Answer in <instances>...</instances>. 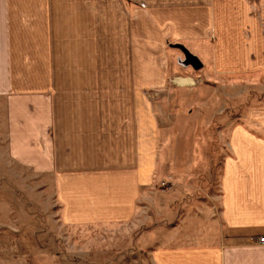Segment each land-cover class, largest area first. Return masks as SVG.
<instances>
[{"label":"crops","instance_id":"crops-1","mask_svg":"<svg viewBox=\"0 0 264 264\" xmlns=\"http://www.w3.org/2000/svg\"><path fill=\"white\" fill-rule=\"evenodd\" d=\"M178 44L203 66L212 51L220 73L264 77V0H0L10 160L52 176L65 225L132 228L122 262L264 264V111L230 130L215 203L156 187L149 92L165 89Z\"/></svg>","mask_w":264,"mask_h":264},{"label":"rangeland","instance_id":"rangeland-1","mask_svg":"<svg viewBox=\"0 0 264 264\" xmlns=\"http://www.w3.org/2000/svg\"><path fill=\"white\" fill-rule=\"evenodd\" d=\"M166 50V87L160 95L149 92L159 129L155 182L157 188L181 191L183 201L196 209L218 199L230 130L245 126L254 111H264V77L252 71L220 73L212 51L204 68L195 71L184 65L180 50L170 45ZM261 113L254 117L263 118ZM4 131L0 115V264H139V252L133 262H122L123 237L132 228L65 225L52 176L35 175L10 160Z\"/></svg>","mask_w":264,"mask_h":264},{"label":"water","instance_id":"water-1","mask_svg":"<svg viewBox=\"0 0 264 264\" xmlns=\"http://www.w3.org/2000/svg\"><path fill=\"white\" fill-rule=\"evenodd\" d=\"M176 48L179 49L182 54L185 56V66L188 65L192 67L195 71L203 69V64L199 58L195 55H192L190 51L183 45H176Z\"/></svg>","mask_w":264,"mask_h":264},{"label":"bare ground","instance_id":"bare-ground-1","mask_svg":"<svg viewBox=\"0 0 264 264\" xmlns=\"http://www.w3.org/2000/svg\"><path fill=\"white\" fill-rule=\"evenodd\" d=\"M186 82L188 83V80H182V79H180V81H178V83L181 84V85L185 84Z\"/></svg>","mask_w":264,"mask_h":264},{"label":"built area","instance_id":"built-area-1","mask_svg":"<svg viewBox=\"0 0 264 264\" xmlns=\"http://www.w3.org/2000/svg\"><path fill=\"white\" fill-rule=\"evenodd\" d=\"M258 242H259L261 245H264V237L259 238Z\"/></svg>","mask_w":264,"mask_h":264}]
</instances>
